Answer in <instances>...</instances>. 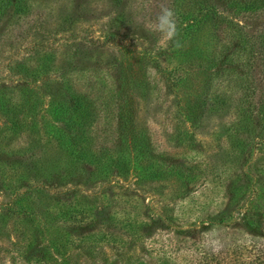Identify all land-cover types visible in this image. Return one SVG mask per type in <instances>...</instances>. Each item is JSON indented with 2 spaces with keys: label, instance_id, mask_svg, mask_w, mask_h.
Here are the masks:
<instances>
[{
  "label": "rangeland",
  "instance_id": "1",
  "mask_svg": "<svg viewBox=\"0 0 264 264\" xmlns=\"http://www.w3.org/2000/svg\"><path fill=\"white\" fill-rule=\"evenodd\" d=\"M181 4L25 0L0 22V264H241L255 237L236 222L247 214L264 232V144L245 101L261 40L218 64L198 120L187 98L200 79L176 82L183 57L154 30ZM125 115L147 157L123 139Z\"/></svg>",
  "mask_w": 264,
  "mask_h": 264
},
{
  "label": "trees",
  "instance_id": "2",
  "mask_svg": "<svg viewBox=\"0 0 264 264\" xmlns=\"http://www.w3.org/2000/svg\"><path fill=\"white\" fill-rule=\"evenodd\" d=\"M25 0H0V22L6 20L11 14H15L16 11H21L24 8ZM181 5L177 9V22L178 23V39L182 43L183 47L179 50L183 60L177 67L178 81L182 87H190L188 85L189 80L200 79L198 87H190L192 91H196V99L193 100V96L188 95V101L194 103L193 113L196 119L199 120L205 113V99H207V92L212 81V77L218 69V64L221 63L222 67L229 64L234 66L233 61L236 60V50L243 52L251 44L250 39L254 37V34L258 35V39L261 40V45L256 50L255 56L258 58L255 61L258 68L263 72H259L258 76L251 77V73L247 71V85H246V110L250 117H256L257 124L260 125V141L264 144V26H261V22H257L261 27L254 26L253 23L256 20H260L264 15V0H180ZM24 10V9H23ZM227 10L233 14L227 17L225 13ZM244 19V25L239 26L235 21L241 15ZM254 20L250 23V20ZM181 23V24H180ZM264 23V22H263ZM236 30V32H234ZM252 31V32H251ZM233 34L238 39H233ZM117 39V34L107 33L106 41L112 42ZM45 40V39H43ZM92 43L103 44L102 41H91ZM244 42V45L240 44ZM49 41H35L33 47L47 46ZM221 61V62H220ZM248 63L244 66H248ZM23 65V64H22ZM19 68V67H18ZM130 68V67H129ZM253 67H251V70ZM130 70L126 66V63L122 64L121 73L124 76V82L128 83L126 78L131 74ZM24 73V72H23ZM24 77H27L26 83L29 79V75L24 73ZM35 74L32 76L31 83L33 85L36 82ZM192 81V82H193ZM35 85V84H34ZM128 97V93H127ZM75 99L76 108L80 115L83 114L84 108L82 103ZM27 100L24 106L29 107V114L34 113L35 104H30ZM63 113L69 112V106H62ZM72 109V107H71ZM134 109V108H133ZM0 110L4 113L10 111V106L5 101V98H0ZM135 112V110H134ZM130 115H125V128L123 129L122 137L128 142V146L132 148L136 156L142 154L141 158L148 156V151L145 145L140 140V146L137 141V134L133 131H128L126 125L133 122V117L129 119ZM254 119V118H253ZM13 127H16V121L18 119L10 120ZM249 142L248 144H250ZM243 144H245L243 142ZM261 144V143H260ZM249 146V145H248ZM3 150L0 146V156H3ZM264 186V185H263ZM28 203V202H27ZM26 204V202H24ZM256 210L260 213L264 212V194L260 199H256L253 203ZM241 222H236L234 227L244 228L248 230L249 234L255 237L252 240V245H243L246 252L244 259H241V264H264V232L260 221H253L248 218L247 214L242 216ZM230 253V252H229Z\"/></svg>",
  "mask_w": 264,
  "mask_h": 264
},
{
  "label": "clouds",
  "instance_id": "3",
  "mask_svg": "<svg viewBox=\"0 0 264 264\" xmlns=\"http://www.w3.org/2000/svg\"><path fill=\"white\" fill-rule=\"evenodd\" d=\"M155 31L159 32L162 37H166L169 41L173 42V46L176 49L183 47L179 39H177L178 23L176 13L173 9L168 7H162L159 15L155 21ZM223 247L219 240L213 241L211 250L218 252Z\"/></svg>",
  "mask_w": 264,
  "mask_h": 264
}]
</instances>
